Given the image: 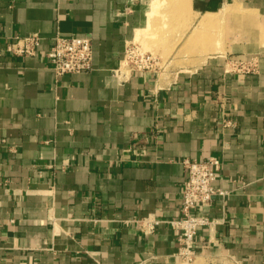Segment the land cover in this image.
<instances>
[{"label":"crops","instance_id":"obj_1","mask_svg":"<svg viewBox=\"0 0 264 264\" xmlns=\"http://www.w3.org/2000/svg\"><path fill=\"white\" fill-rule=\"evenodd\" d=\"M155 1L0 0V264H186L184 162L208 158L224 195L192 264H264V0H186L173 24L172 2L149 23ZM208 14L207 56L168 59ZM57 32L92 39V71L55 76ZM35 33V56L6 52ZM130 43L181 66L126 67Z\"/></svg>","mask_w":264,"mask_h":264},{"label":"built area","instance_id":"obj_2","mask_svg":"<svg viewBox=\"0 0 264 264\" xmlns=\"http://www.w3.org/2000/svg\"><path fill=\"white\" fill-rule=\"evenodd\" d=\"M41 42L42 37L38 33L16 37L6 45L5 50L16 57H31L36 55ZM135 48L134 43H130L126 49L124 61H127L129 68L150 71L152 67L157 66L152 57L138 53ZM47 58L57 78L90 72L93 69L92 39L88 36L66 35L57 32ZM234 64L238 63L234 62ZM236 67L239 69L243 66L239 64ZM184 164L188 169V178L181 191V218L174 224L180 230L177 254L184 263L192 264L197 256L196 236L200 229L212 223L204 215V211L211 206L217 196L224 195V192L214 186L221 167L218 159L187 160ZM158 223V221L145 219L142 227L152 232Z\"/></svg>","mask_w":264,"mask_h":264},{"label":"bare ground","instance_id":"obj_3","mask_svg":"<svg viewBox=\"0 0 264 264\" xmlns=\"http://www.w3.org/2000/svg\"><path fill=\"white\" fill-rule=\"evenodd\" d=\"M180 1L181 0H171V1H168V0H156L155 1V6H154L153 10L149 13V23L151 21H153L154 19L157 18V15L161 11V8L163 6V3H165V2H168V3L170 2L171 3L172 2V6L173 7L177 5V10H176L177 11V14L176 13H173L169 17V18H171L170 20H171V23L173 24L175 22V20L179 19L182 16V13L185 10H187L186 0H182L183 1V4H180ZM218 24H219L218 17H216L214 15H211V14H208V15L204 16L201 19V21L199 22V26L198 27H194L193 30L191 31V33L188 34V37L186 38V41L184 42L183 45L184 46H188L189 47V50H193V51L196 50L197 53H198V51H200V53L203 52L204 55H206L207 54V50H208V46H209L210 40H211V37H210L211 29L213 27H215V25H218ZM177 41L179 42L180 40L177 39ZM174 43H175V41H174ZM177 44L178 43H176L173 46H176ZM193 51H191V52H193ZM170 55L168 54V57ZM125 66L129 67L128 64H127V61H125Z\"/></svg>","mask_w":264,"mask_h":264},{"label":"rangeland","instance_id":"obj_4","mask_svg":"<svg viewBox=\"0 0 264 264\" xmlns=\"http://www.w3.org/2000/svg\"><path fill=\"white\" fill-rule=\"evenodd\" d=\"M180 4H183V1L182 0L180 1ZM185 11H187V10H185ZM183 13H182V16H183ZM192 30H193V28H191V31ZM190 33H188V34H190ZM219 34H220L219 33V30L216 28L215 35L218 36ZM162 35H165V33L164 34L162 33ZM159 36H160V33L159 32H154V35L153 36L150 35V41H151V43L153 41L154 44L155 43L157 44V41H159V40H157L159 38ZM179 38H178V40H179ZM174 41H175V43H174ZM179 42L177 41L176 38H172V40H171V44H172L171 47L172 48L169 49V53H168L169 55L171 54V56H172V55L175 54L176 56H180V55H183V54L184 55L185 54L186 55H189V54L190 55L197 54L196 50H194V51L193 50H189V47L188 46H184V45H183L184 51H182L181 49L177 50L178 49L177 48V45L176 46H173V45H175L176 43H179ZM134 45L137 48V50H138L137 52L138 53H143L144 55L150 56V57L153 58V60H155V62L157 63V66H154V67H152L150 69V71L153 72V73H156V74H159V75H163V74L165 75V74H167L170 71H173L175 69H179L180 66H181V64L179 63V60L178 59H175L174 61H172V59H171L172 62H169L168 59L170 58V56L168 57L166 55L168 59H163L162 54L159 55V54H156V53H152L151 48H148L145 45L143 46L140 43H134ZM191 51H193V52H191ZM198 53H200V51H198ZM200 54L201 55H204L203 52L200 53Z\"/></svg>","mask_w":264,"mask_h":264}]
</instances>
